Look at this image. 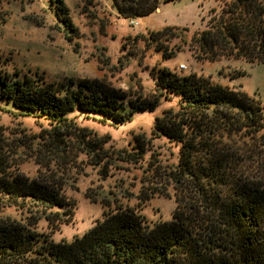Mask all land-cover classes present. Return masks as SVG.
<instances>
[{"label": "trees", "instance_id": "16d2710c", "mask_svg": "<svg viewBox=\"0 0 264 264\" xmlns=\"http://www.w3.org/2000/svg\"><path fill=\"white\" fill-rule=\"evenodd\" d=\"M107 1L118 16L132 20L150 15L162 0ZM219 1L202 30L189 35L186 27H166L150 35L157 44L164 36L167 42L179 39L175 50L157 47L168 52L164 59L185 47L198 62L264 63V0ZM55 3V16L71 30L64 0ZM154 79L158 97L175 96L177 102L156 118L152 134L173 143L178 153L175 164L146 162L147 180L154 178L165 190H151L143 201L173 196L171 220L149 222L118 204L111 192L101 200L88 195L104 208L102 218L81 237L55 242L50 234L74 216L75 203L63 194L62 175L71 163L78 164L80 156L101 168L140 163L147 151L137 136L134 151L109 154L106 141L74 126L69 115H100L122 125L136 112L153 111L157 102L97 79L47 82L36 73L0 75V110L49 127L31 142L0 138V209L29 213L25 220L0 219V264H264V106L195 73L162 68ZM18 157L36 162L34 177L20 169ZM42 218L49 235L36 231Z\"/></svg>", "mask_w": 264, "mask_h": 264}, {"label": "rangeland", "instance_id": "374dc122", "mask_svg": "<svg viewBox=\"0 0 264 264\" xmlns=\"http://www.w3.org/2000/svg\"><path fill=\"white\" fill-rule=\"evenodd\" d=\"M219 2L162 0L153 13L132 21L118 16L107 0H64L71 24L68 30L55 16V0H0V75L22 78L36 73L47 82L97 79L157 102L153 111L136 112L122 125L103 121L100 115L86 116L77 112L69 115L74 126L106 141L104 146L109 154L125 149L134 151L137 136L147 144V151L140 163L117 161L103 168L80 156L78 164L71 163L70 172L64 175L56 169L55 163H50L49 168L56 175H62L67 183L63 194L75 203L74 216L71 222L62 224L52 234L42 218L36 224V231L50 234L55 242L81 237L102 218L104 210L88 195L101 200L111 197L107 192L115 194L118 204L134 210L149 222L171 220L175 208L173 196L155 194L143 201L145 193L165 190L157 187L160 183L156 184L154 178L147 180L151 166L147 168L146 162L159 160L161 165L175 164L178 153L173 143L152 134L156 118L177 102L175 96L158 97L154 79L157 70L167 68L179 75L195 73L210 77L215 83L243 91L264 106L263 62L250 63L241 59L198 62L185 47L173 57L164 59L163 54L166 56L169 50H175L179 39L167 42L164 36L159 44L150 40V35L166 27H186L189 35L202 30L210 10ZM160 46L166 47L168 52L158 51ZM180 65L185 69L180 70ZM48 128L40 119L0 110L2 139L16 142L20 138L31 142ZM16 161L20 162L24 173L30 177L36 175L38 165L32 158L18 157ZM28 215L14 207L0 209V219L25 220Z\"/></svg>", "mask_w": 264, "mask_h": 264}, {"label": "built area", "instance_id": "2783aa9c", "mask_svg": "<svg viewBox=\"0 0 264 264\" xmlns=\"http://www.w3.org/2000/svg\"><path fill=\"white\" fill-rule=\"evenodd\" d=\"M179 68H180V70H183V69H185V66L184 65H180Z\"/></svg>", "mask_w": 264, "mask_h": 264}]
</instances>
